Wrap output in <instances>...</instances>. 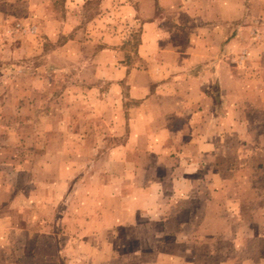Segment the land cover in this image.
I'll list each match as a JSON object with an SVG mask.
<instances>
[{
    "label": "crops",
    "instance_id": "obj_1",
    "mask_svg": "<svg viewBox=\"0 0 264 264\" xmlns=\"http://www.w3.org/2000/svg\"><path fill=\"white\" fill-rule=\"evenodd\" d=\"M244 2L243 11L238 0H214L181 42L145 23L132 59L122 53L81 104L45 118L59 146L36 207L56 215L25 216L24 240L27 224L85 217L89 241L133 226L138 239H170L201 264H264V0ZM84 124L86 133L76 132ZM41 239L45 231L34 263L48 264ZM1 250L0 262L12 263Z\"/></svg>",
    "mask_w": 264,
    "mask_h": 264
},
{
    "label": "rangeland",
    "instance_id": "obj_2",
    "mask_svg": "<svg viewBox=\"0 0 264 264\" xmlns=\"http://www.w3.org/2000/svg\"><path fill=\"white\" fill-rule=\"evenodd\" d=\"M212 3L214 0H0V250H4L3 257L9 256L10 264H35L39 251L34 244L42 231L46 239H41L45 247L40 258H46L48 264L200 263L199 256L182 255L179 241H173L179 245L175 249L162 236L140 240L133 226L120 229L113 234L116 238H107L112 236L107 232L104 238L90 241L85 236L89 227L85 217L61 224H27L30 237L26 240L21 229L27 215L55 220L54 210L40 209L38 215L36 207L46 196L38 186L41 175L56 166L54 153L59 146L55 141L59 132L56 126L42 125L45 118L48 123L58 105L81 104L83 90L95 86L97 73L118 68L122 53L125 60L132 59L145 23L156 22L164 33L170 32L173 40L181 42L187 37L183 30L198 24L199 13L214 9ZM238 5L244 11V0H238ZM33 26L38 31H31ZM86 129L84 124L76 132L86 133ZM250 210L253 227L259 230V209ZM185 242L192 251L198 248L197 240Z\"/></svg>",
    "mask_w": 264,
    "mask_h": 264
}]
</instances>
